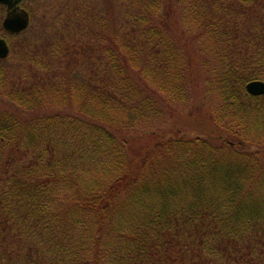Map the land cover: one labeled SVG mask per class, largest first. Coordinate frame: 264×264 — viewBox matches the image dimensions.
<instances>
[{
  "label": "trees",
  "instance_id": "obj_1",
  "mask_svg": "<svg viewBox=\"0 0 264 264\" xmlns=\"http://www.w3.org/2000/svg\"><path fill=\"white\" fill-rule=\"evenodd\" d=\"M126 1L132 30L106 36L85 10L11 89L0 71L28 114L0 110V264H264V96L246 91L264 81V0H176L213 58L212 139L155 129L189 102L191 62L164 0Z\"/></svg>",
  "mask_w": 264,
  "mask_h": 264
},
{
  "label": "rangeland",
  "instance_id": "obj_2",
  "mask_svg": "<svg viewBox=\"0 0 264 264\" xmlns=\"http://www.w3.org/2000/svg\"><path fill=\"white\" fill-rule=\"evenodd\" d=\"M23 7L30 14V26L23 33L15 36L9 35L3 29L5 14L4 9L0 7V36L8 42L11 49L9 57L0 59V71L5 73V85L9 89L12 83L20 80L31 70L33 60L30 59L31 53L51 44L59 45L65 33L78 34L81 14L85 10L102 15L101 17L106 20L102 34L106 36L132 30L126 21V14L129 11L126 0H25ZM184 9L183 4L176 0H164L165 16L176 27L175 37L191 62L189 67L190 100L184 105L169 103L165 121L154 127L161 133L166 131L167 134L175 136L218 138L221 132L213 122L211 110L203 105L204 83L208 73L204 64L208 63L212 68L213 58L201 53V43L194 32H188L184 28L181 21ZM89 26L87 29L91 31L92 27ZM103 46L109 47L110 45L104 43ZM80 69L82 74L88 71L87 65L84 64L81 68L80 66L74 68V75L78 81L82 75ZM0 110L28 117L22 108L5 98L2 88H0ZM53 111H63V108L53 107L44 113ZM150 131L147 129L145 132L140 128L135 131L138 134L132 139L133 151L140 152L142 146L150 140L148 138Z\"/></svg>",
  "mask_w": 264,
  "mask_h": 264
},
{
  "label": "water",
  "instance_id": "obj_3",
  "mask_svg": "<svg viewBox=\"0 0 264 264\" xmlns=\"http://www.w3.org/2000/svg\"><path fill=\"white\" fill-rule=\"evenodd\" d=\"M23 0H0V5L5 6L6 16L3 28L11 35H19L30 26V16L21 8ZM9 56V47L5 40L0 38V59ZM246 91L254 97L264 96V81L256 80L247 84Z\"/></svg>",
  "mask_w": 264,
  "mask_h": 264
},
{
  "label": "flooded vegetation",
  "instance_id": "obj_4",
  "mask_svg": "<svg viewBox=\"0 0 264 264\" xmlns=\"http://www.w3.org/2000/svg\"><path fill=\"white\" fill-rule=\"evenodd\" d=\"M1 7V6H0ZM3 9H4V14H5V8L4 7H2ZM22 8H24L23 7V3H22ZM5 16V15H4ZM5 18V17H4ZM3 25V24H2ZM1 37V36H0ZM1 38H3V37H1ZM4 39V38H3ZM8 46H9V44H8ZM9 48H10V46H9ZM10 51H11V49H10Z\"/></svg>",
  "mask_w": 264,
  "mask_h": 264
}]
</instances>
